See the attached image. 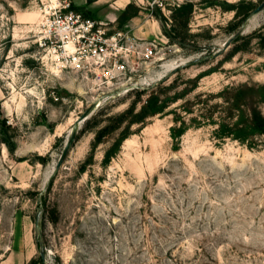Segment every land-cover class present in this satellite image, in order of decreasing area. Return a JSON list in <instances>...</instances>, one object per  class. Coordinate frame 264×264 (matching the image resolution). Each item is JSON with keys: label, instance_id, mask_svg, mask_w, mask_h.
<instances>
[{"label": "rangeland", "instance_id": "1", "mask_svg": "<svg viewBox=\"0 0 264 264\" xmlns=\"http://www.w3.org/2000/svg\"><path fill=\"white\" fill-rule=\"evenodd\" d=\"M41 1L47 0H0V120L16 143L11 153L0 133V264H41L39 239L47 264H264V136L245 144L220 140L215 126L196 127L194 114L175 141L168 114L200 95L216 104L229 86L264 84V10L251 16L264 0H185L191 13L171 22L151 13L146 0H68L110 31L129 28L159 45L141 88L128 94L120 87L131 80L46 68L38 45ZM244 1L250 6L240 17L234 9ZM242 27L239 40L215 58ZM211 69L192 91L193 79ZM153 94L182 99L142 123L133 116L119 122Z\"/></svg>", "mask_w": 264, "mask_h": 264}, {"label": "built area", "instance_id": "2", "mask_svg": "<svg viewBox=\"0 0 264 264\" xmlns=\"http://www.w3.org/2000/svg\"><path fill=\"white\" fill-rule=\"evenodd\" d=\"M146 1L151 13L160 11L169 22L186 4L185 0ZM41 3L42 36L38 45L46 68L63 75L81 74L83 78L90 74L101 78V73L110 82L131 80L120 87L124 94L141 88L147 66L157 59L159 45L155 41L140 39L129 28L110 31L108 24L74 10L68 0Z\"/></svg>", "mask_w": 264, "mask_h": 264}, {"label": "trees", "instance_id": "3", "mask_svg": "<svg viewBox=\"0 0 264 264\" xmlns=\"http://www.w3.org/2000/svg\"><path fill=\"white\" fill-rule=\"evenodd\" d=\"M86 1L92 4L98 0ZM249 6L250 5L246 4L244 1L234 10L237 11L238 16H245L247 12L244 11V9H248ZM130 7L131 5L127 7L126 11H128ZM191 11L192 5H185L173 13V18H175L178 13L189 14ZM157 17L159 20H164L165 22V19L162 18L161 14H157ZM243 20L244 19H242V21ZM187 23L188 19L185 21V25H187ZM163 28L166 35L173 40V33H171V31L169 32L165 26ZM238 40L239 38L236 39V41ZM261 42L264 46V36L261 37ZM180 44L182 47H188V45L183 42ZM206 60H208L207 57L199 62H204ZM214 72L215 69H211L207 72L201 73L193 79L195 84L192 87V91L198 88V84L204 77L211 75ZM223 93L225 96L223 95V101L221 103L211 104L210 100L203 99L200 95L195 98L193 103L186 102L183 105L170 110L168 114L174 116L173 126L170 129L171 137L175 141H178L189 129V123L186 120V116L194 114L197 117H193L194 119H192L191 122L195 123L196 127H202L206 124L215 126L216 129L214 130V135L220 140L231 139L245 144L249 143L251 139L256 138L257 136H264V112L262 110V106L264 105V84L229 86L223 91ZM181 96L182 95H178L172 99L162 101L159 95L153 94L139 113H135L134 108H131L125 115L121 116L119 122L124 121L127 116H133V123H142L149 117L165 113L168 107L182 99ZM196 106H198L199 109L196 110ZM10 129L11 126L7 125L6 121L0 120V133L3 134L1 142L7 145L11 153H15L16 143L13 142L11 136H9ZM109 131L110 129L107 127L98 133L96 138L98 144L102 143L103 137ZM124 138L126 139V137ZM119 146L120 143L116 145V148ZM114 150L115 148L108 153L107 158L105 159L106 163L110 161L111 153H113ZM40 160L43 161L41 157ZM53 182L54 177L49 183V189L52 187ZM50 218L53 223L57 220L53 211ZM39 263L42 264V261ZM32 264H37V262L32 261Z\"/></svg>", "mask_w": 264, "mask_h": 264}, {"label": "water", "instance_id": "4", "mask_svg": "<svg viewBox=\"0 0 264 264\" xmlns=\"http://www.w3.org/2000/svg\"><path fill=\"white\" fill-rule=\"evenodd\" d=\"M264 10V2L259 6L257 7L252 13H251V16L253 15H257L259 13H261L262 11ZM244 32V27H242L236 34H234L233 36H231L225 43V46L222 50L218 51L214 56L215 58L223 55V53L232 45V43L240 36L242 35ZM187 64H189V62H186V63H183L181 64L179 67H177L175 70H178L184 66H186ZM90 112H86L77 122L78 124V127L75 126L72 130V133H71V136L67 139L66 143H65V146H64V149H63V152H62V155L59 159V162L57 164V167L56 169L54 170L53 174L51 175L50 179L52 180V178L54 177V175L57 173L58 169L63 165L66 157L68 156L71 148H72V145L73 143L75 142V138L78 134V129H79V124H81L82 122L85 121V119H87L88 115H89ZM50 180V181H51ZM50 183V182H49ZM42 204V200L41 198H39L37 200V206L39 208L38 212H37V215H36V219H35V227L40 230V224H41V221H42V218H43V214H44V209L43 207L41 206ZM38 236L40 237V234L38 232ZM38 245H39V251H40V257H41V261H42V264H47L46 263V250H45V247H44V244H43V241L42 239H39L38 241Z\"/></svg>", "mask_w": 264, "mask_h": 264}, {"label": "bare ground", "instance_id": "5", "mask_svg": "<svg viewBox=\"0 0 264 264\" xmlns=\"http://www.w3.org/2000/svg\"><path fill=\"white\" fill-rule=\"evenodd\" d=\"M252 23H253V22H252ZM250 27H251V26H250ZM175 65H176V64H175ZM172 66H174V64H172L171 66L168 65V66H166L165 68H167V67H172ZM163 67H164V66H163ZM169 69H170V68H169ZM169 69H168V70H169ZM160 76H161V74H160ZM161 77H162V76H161Z\"/></svg>", "mask_w": 264, "mask_h": 264}, {"label": "crops", "instance_id": "6", "mask_svg": "<svg viewBox=\"0 0 264 264\" xmlns=\"http://www.w3.org/2000/svg\"><path fill=\"white\" fill-rule=\"evenodd\" d=\"M145 38H148V37H145ZM145 38H144V39H145Z\"/></svg>", "mask_w": 264, "mask_h": 264}]
</instances>
